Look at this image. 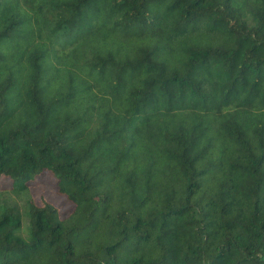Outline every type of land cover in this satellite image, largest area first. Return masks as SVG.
I'll return each instance as SVG.
<instances>
[{
	"label": "trees",
	"instance_id": "obj_1",
	"mask_svg": "<svg viewBox=\"0 0 264 264\" xmlns=\"http://www.w3.org/2000/svg\"><path fill=\"white\" fill-rule=\"evenodd\" d=\"M0 178V264H264V0H0Z\"/></svg>",
	"mask_w": 264,
	"mask_h": 264
},
{
	"label": "rangeland",
	"instance_id": "obj_2",
	"mask_svg": "<svg viewBox=\"0 0 264 264\" xmlns=\"http://www.w3.org/2000/svg\"><path fill=\"white\" fill-rule=\"evenodd\" d=\"M11 180L6 178H0V186L1 187H8L10 186ZM29 189L31 194L33 195L34 199L37 203H39V197H44L46 201L54 205L58 211L59 215L61 217L66 216L70 209H71V203L65 198L64 195L59 194L56 191L55 184H54V178L51 176V174L47 171L43 172L38 177L34 178L32 182L29 184ZM15 191H0V199L5 196V194H12L16 195L18 199L19 205H24V207L21 208V211L23 212L22 217L26 216L27 208L24 203L23 196L25 194L24 191H17V194H15Z\"/></svg>",
	"mask_w": 264,
	"mask_h": 264
}]
</instances>
